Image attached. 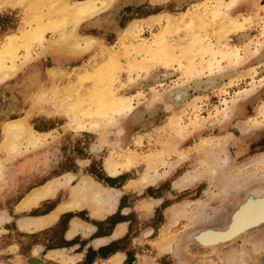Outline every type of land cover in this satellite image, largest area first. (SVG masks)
Wrapping results in <instances>:
<instances>
[{"label":"rangeland","instance_id":"1","mask_svg":"<svg viewBox=\"0 0 264 264\" xmlns=\"http://www.w3.org/2000/svg\"><path fill=\"white\" fill-rule=\"evenodd\" d=\"M231 1L221 0L220 10L239 23L248 19L242 31L220 40L236 50L237 61H221L211 74L187 80L176 64L137 77L121 58L114 88L131 98L132 111L114 116L101 134L87 125L75 129L58 113L70 75L108 48L117 50L127 26L140 28L137 40H149L163 26H147L151 16L201 11L213 0H106L104 7L97 2L98 12L75 29L80 47L85 39L96 40L90 49L79 47L82 53L55 60L50 50L56 44H48L57 36L47 32L42 45L29 48L27 65L0 81V127L27 115L39 138L35 148L22 147L9 159L0 151V264H26L27 258L41 264H264V227L216 248L180 241L188 228L224 225L239 194L264 184V0H236L227 7ZM26 12L27 4L0 0V45L18 33ZM183 37V31L175 35ZM33 69L38 78L30 85ZM50 70L62 76L52 78ZM110 158L132 165L112 176L104 169ZM39 190L43 195L36 202L20 206ZM258 204L241 207L233 232L264 217V202ZM254 210L262 211L236 226L242 213ZM71 223L76 227L68 234ZM215 238L201 237L203 243ZM52 251L62 259L48 257Z\"/></svg>","mask_w":264,"mask_h":264},{"label":"bare ground","instance_id":"2","mask_svg":"<svg viewBox=\"0 0 264 264\" xmlns=\"http://www.w3.org/2000/svg\"><path fill=\"white\" fill-rule=\"evenodd\" d=\"M16 1L19 5L27 4V12L23 19V26L18 33L6 35L3 43L0 45V81L11 77L18 69L27 65L30 59L29 48L33 44L42 45L47 32H50L52 37L57 36L56 39H53L48 44H56L50 50L55 60L66 55L80 54L83 48L87 51L91 48L87 46L93 41L96 44V40L90 39V41H87L88 39H85L83 41V48L80 47L78 43L79 36L76 34L75 29L79 22L98 12L97 2H99L101 7H104L106 0H84L72 3H69L70 0ZM213 1L214 5L211 8L200 9L201 11L194 8L192 11L179 16H172L166 13L151 16L145 21L147 26H152L155 23H162L163 26L149 40H137L140 28H137L136 25L127 26L118 38L117 50L113 51L111 47L108 48L105 52H101L100 57L95 59L93 63L83 65L81 67L82 71L70 75L67 80L68 84L66 83V86L64 85V88L61 89L64 91L63 95L67 96V98L57 106L58 113L70 120L75 129H84L87 125L88 128H86L88 130H97L100 134L102 127L113 123L114 116L130 113L132 111L131 98L120 95L118 90L114 88L118 72L121 69V58L125 60V65L128 67L130 74L131 72H135V74L137 73V77L139 76V72H143L146 76L149 75L152 69L158 65L167 70L173 64H176L177 68L182 70L187 80H192L195 77L203 75L204 71L211 74L212 71L219 68L221 61H237L236 50H233L227 44L222 45L223 43L221 44L220 40L225 37L223 42L224 40L227 41L226 34L237 30L242 31L248 19L242 18L244 21L241 23H239V20V22L232 20V17H227L220 10L222 6L221 0ZM235 3L236 0H232L227 7ZM218 18H221L222 22L226 21V23L218 21ZM180 31L184 32V37L177 38L178 40H176L175 35ZM208 36L214 38L215 45L208 41ZM179 41L183 42V44H180ZM92 45L93 43L90 44V46ZM79 47L82 49L80 50ZM20 52H22L21 56L19 55ZM49 75L55 78L62 76V73L50 70ZM37 76L38 72L34 69L31 70L27 76V83L36 82ZM26 118L27 115L8 120L1 125L0 151L5 154V159L22 153V147L26 151L28 148H35L38 143L39 138H35L32 135L33 133L28 127ZM170 124L176 127L179 125L175 119H170ZM41 136L44 137L46 135ZM159 157L162 156L160 155ZM150 158L152 157H148V159ZM131 165L132 161L129 159H126L124 162H120L119 160L118 162L116 159L110 158L105 160L104 169L114 176V174L120 172V170L118 172V169H125ZM1 167L0 159V176L1 172H3L1 171ZM54 182L51 181L44 188H48ZM42 190L36 191L31 196L26 197L20 206L24 207L36 202L40 198V195H43V193H40ZM261 201L264 202V192L257 190L248 191L243 197V201L238 203L234 209L235 212L231 216L230 224L225 231L213 227L197 229V231L188 232L189 239L201 246L211 247L217 243L226 241V239L238 236L244 229L264 221V217L259 220L257 219V221L254 220V223L247 225L240 231L233 232L234 215L238 211H241V207H246L247 202H251L253 204L251 206L256 205L252 208L256 209L259 206L258 203ZM261 211L254 210L251 214L248 212L242 213L241 217L236 219V226L250 217L258 216ZM42 221L44 222V220ZM29 222L26 223L27 227L31 225ZM75 225L76 223L70 224L68 234L73 233ZM208 233H212L217 238L213 239V242L203 243L204 241L201 237ZM47 255L48 257H58L60 259L63 257L57 251L48 252Z\"/></svg>","mask_w":264,"mask_h":264},{"label":"water","instance_id":"3","mask_svg":"<svg viewBox=\"0 0 264 264\" xmlns=\"http://www.w3.org/2000/svg\"><path fill=\"white\" fill-rule=\"evenodd\" d=\"M254 189H256V190H261V191H263L264 192V184H254V185H252V186H248L247 188H245L240 194H239V198H238V201H237V204L238 203H241L242 201H243V197L245 196V194L248 192V191H250V190H254ZM233 209H235V207L233 208ZM232 209V211H231V213L229 214V216L227 217V219L225 220V223H224V225H220V224H213V223H211V224H208V225H202V226H195V227H192V228H188V230H185V232L180 236V241H181V243H183L184 241H190V242H192V243H194L192 240H190L189 239V237H188V232L187 231H190V232H192V231H197V229L198 230H200L201 228H209V227H213V228H220L222 231H225L227 228H228V226H229V224H230V221H231V216L233 215V213L235 212V210H233ZM264 227V221H261L260 223H258V224H255V225H251L250 227H248V228H246V229H244L243 231H241L240 233H239V235L238 236H235V237H232V238H230V239H226V241H222L221 243H217V244H215V245H213V246H211V247H208V248H216V247H219V246H223V245H226V244H228V243H230V242H233V241H235V240H237V239H239V238H242V236L245 234V233H247V232H250V231H253V230H257V229H260V228H263ZM193 229V230H192ZM187 233V234H186ZM188 237V238H187ZM194 244H196V243H194ZM198 246V245H197ZM200 247V246H199ZM202 248H207V247H202ZM25 262H26V264H41L43 261L42 260H40V259H36V258H27L26 260H25Z\"/></svg>","mask_w":264,"mask_h":264},{"label":"crops","instance_id":"4","mask_svg":"<svg viewBox=\"0 0 264 264\" xmlns=\"http://www.w3.org/2000/svg\"><path fill=\"white\" fill-rule=\"evenodd\" d=\"M33 207V206H32ZM44 216H46V215H44ZM44 216H42V217H44ZM50 223H48V224H45L44 226H42V227H45V226H47V225H49ZM42 227H39V228H42ZM39 228H36V229H39Z\"/></svg>","mask_w":264,"mask_h":264}]
</instances>
